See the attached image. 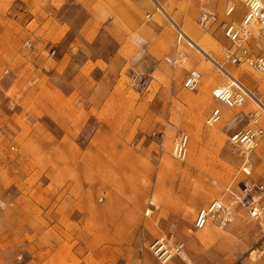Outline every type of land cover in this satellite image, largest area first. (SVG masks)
I'll list each match as a JSON object with an SVG mask.
<instances>
[{
    "label": "rangeland",
    "instance_id": "374dc122",
    "mask_svg": "<svg viewBox=\"0 0 264 264\" xmlns=\"http://www.w3.org/2000/svg\"><path fill=\"white\" fill-rule=\"evenodd\" d=\"M149 1L156 10L154 0ZM167 1L172 8L155 0L190 37L182 19L194 11V21L208 30L218 48L216 53H208L222 60L223 26L240 21L244 6L237 3L235 15L227 18L225 10L236 0ZM200 13L208 14L211 23L197 17ZM29 14H45L48 20V14H54L58 21L62 17L75 28L88 17L79 0H0V45L22 51L27 42L39 43L40 37L31 34L36 24L23 26ZM148 16L143 14L145 22L167 24L178 37L160 11L151 19ZM100 41L94 46L111 55L114 42L106 37ZM7 54L0 58V203L4 205L0 211V264H80L76 255L83 256L86 250V264H160L149 250L160 237L183 245L182 253L169 264H264V195L259 220L235 206L233 222L224 228L210 225L208 233L212 234L206 233L205 239H201V230L193 228L200 208L223 198L231 203V192H241L243 183L252 186L253 194L264 187V138L250 152L228 140L232 133L249 127L255 114L264 127V115L249 100L242 109L234 110L236 117L223 130L218 127L223 121L206 124L217 106L213 91L227 82L208 58L197 54L221 81L208 77L207 82L198 70L202 80L196 92L185 90L182 82L175 98L158 101L138 98L133 91L144 88L147 81L132 82L126 68L118 87V75L104 76V70H98L95 74L102 80V97L93 101L100 109L86 115L77 141L68 145L59 139L58 120L72 105L58 97L68 87L70 76L36 74L26 58L14 57L12 51ZM178 61L180 65L184 62ZM232 68L226 65L228 71H235ZM241 69L246 73L239 76L240 81L264 104L262 77ZM203 86H208V109L198 110L197 92ZM112 91H121L122 97L104 98ZM84 102L85 109L93 104L92 100ZM162 105L169 106L170 114H165L158 128L155 113ZM148 108L150 115H146ZM214 130L219 131L217 136H206ZM181 132L190 136L185 162L175 161L169 154ZM165 133L166 139L172 133L169 147ZM164 158L174 165L172 171H164ZM245 160L252 169L250 177L241 171ZM149 208L153 213L147 216ZM82 218L86 222L83 228L70 223Z\"/></svg>",
    "mask_w": 264,
    "mask_h": 264
},
{
    "label": "crops",
    "instance_id": "0c3cea01",
    "mask_svg": "<svg viewBox=\"0 0 264 264\" xmlns=\"http://www.w3.org/2000/svg\"><path fill=\"white\" fill-rule=\"evenodd\" d=\"M79 1L88 14L86 21L80 27L75 28L66 20H62V17L58 21L54 14H48L49 20L45 14H29L30 16L23 26L25 27L28 23L33 22L36 24V28L31 34L34 38L40 37L39 43L32 44V49H27V51L26 48L20 51L14 48L8 49L4 45H0V58H7V51H12L14 57L20 56L26 58L25 60L28 62V65L36 70V74L44 71L47 77L56 75L61 77L70 76L68 87L62 88L61 95L58 97L61 102L66 104H69L71 101L72 105V109H64L65 112L67 111V115L61 116L58 120L59 123L57 122L61 131L59 137L61 142L72 145L73 141H77L79 131L83 130L86 115L90 116L96 108L100 109L99 106H95V102L93 101L102 97V91L99 89L102 80L96 78L95 74L98 70H104V76L109 74L118 75V79L116 80V86L118 87V84L122 80V70L126 68L127 77L132 82L133 80L147 81L144 88L138 89V91L133 89L138 98H152L156 101L175 98L182 86V82L184 83L185 78L191 70H200L207 82L208 77H216L218 81L220 80L218 79V75L211 72L208 66L203 64L200 56L197 55L198 53L192 47L178 40V37L174 35V32L167 24L160 25L150 20L154 14H157L158 10H155L149 0ZM163 3L172 8L169 1L163 0ZM154 4H156V8L159 5L157 2ZM173 12L176 14L181 13L180 9H174ZM193 13L194 11L191 10L182 19L183 27L190 32L191 37L194 36L196 38L198 43H201L207 50L209 49L211 53H216L218 48L211 42L208 30L198 24L197 21H194L195 14ZM143 14H149L150 21L145 22ZM197 17L202 18L207 24L211 23V18H209L208 14L200 13L197 14ZM48 22H50V25L44 30ZM233 22L239 23L240 21L236 20ZM197 28H200V30H197ZM105 37L108 40H112L115 45L114 51L108 56L105 55L101 47L94 46L96 42H102L100 40L105 39ZM222 37L224 38L223 29ZM225 42L221 44V47L224 48L223 50L229 47L228 42L226 40ZM48 44H50V47ZM257 45L258 49L254 51L256 55L261 52L262 48L260 43ZM53 50L56 52L54 56L51 54ZM179 52L186 54V62L184 60L181 65L178 61ZM149 67H151L150 71H148ZM113 68L117 71H112ZM232 69L235 70L233 72L239 70L238 68ZM247 82L251 83V79L247 78ZM84 84L86 87H84ZM203 87L204 90L197 92V101L200 100L198 106L196 105V109L198 110L199 108L208 109V86ZM259 90L260 88H257L260 94ZM119 93L121 91H112L107 93V95L104 94V98L122 97ZM84 100H92L93 104H87L88 107L85 109V107H82L85 105ZM219 105L217 102L216 107ZM224 110L225 108H223ZM150 114L151 112L149 113L148 108L146 115ZM165 114H170L168 105H162L155 113L154 124L158 128L162 127L161 122L164 121ZM174 129L177 132L175 126ZM163 138L166 141L167 147L171 146L170 139L172 138V133H170L167 139L165 133ZM160 141V147L161 145L163 147V140ZM172 146L169 151L170 156ZM161 150L163 151V148ZM150 205L151 207L154 206L153 203ZM148 210H150V214L153 213L151 208ZM70 223L83 228L86 222L82 218ZM82 231H76L77 233L79 232L78 236ZM87 252L88 250L84 254H87ZM84 254L83 256L76 255L81 260L80 264H86L87 259ZM50 264L57 263L52 261Z\"/></svg>",
    "mask_w": 264,
    "mask_h": 264
},
{
    "label": "built area",
    "instance_id": "2783aa9c",
    "mask_svg": "<svg viewBox=\"0 0 264 264\" xmlns=\"http://www.w3.org/2000/svg\"><path fill=\"white\" fill-rule=\"evenodd\" d=\"M236 3L243 5L245 10L239 23L232 21L223 28V36L228 42L229 47L225 48L222 60L220 61L208 57L209 62L221 73L225 74L224 76L227 78L224 87L213 91V97L220 105L214 108L208 116L206 124L209 126L222 122L224 106L228 110H239L249 100L252 102H254L253 100H257L262 105L261 101L226 69V65L238 69L245 68L255 72L262 77L264 82V0H236ZM236 3L227 7L225 11L226 17L231 18L235 15ZM157 10H160V5H158ZM177 27L179 28L177 30L178 40L181 41L183 39L188 46L192 47L191 40L187 38L179 26ZM258 43L261 44L262 48L261 52L256 55L254 51L258 49ZM23 48H32V43H25ZM51 54L54 56L56 52L53 50ZM178 56L180 60H185L186 58L184 52H179ZM210 58L213 63L210 61ZM5 73H8V70ZM201 80V73L197 70H191L184 80L183 87L189 92H196L201 84ZM259 119L260 117L255 114L249 127L236 131L228 137L229 143L250 152L264 138V127L258 123ZM189 143L190 138L187 134L181 133L178 135L172 146V159L178 162H185L188 157ZM241 171L245 176H251L252 169L248 160L244 161ZM263 188L259 187L257 193L253 194L252 186L249 183H243L240 189L241 192H231V203L226 204L222 200H214L208 206L200 208L195 215L193 228L200 231L212 224H217L220 228L228 226L234 220L235 206H239L251 218L259 220L263 214L260 204V200L264 195ZM1 210H4L2 203H0ZM149 214L150 210H147L146 215ZM149 250L160 264H168L182 253L183 245L179 242L160 238L150 245Z\"/></svg>",
    "mask_w": 264,
    "mask_h": 264
},
{
    "label": "bare ground",
    "instance_id": "6f19581e",
    "mask_svg": "<svg viewBox=\"0 0 264 264\" xmlns=\"http://www.w3.org/2000/svg\"><path fill=\"white\" fill-rule=\"evenodd\" d=\"M154 3H156L155 2V0H154ZM157 7H158V5H157ZM166 18H167V20H169V22L174 26V28L176 29V30H178L179 28L177 27L178 25L176 24V21H175V19L173 18V17H171L170 16V14L168 13V11L167 10H165L163 7H161L160 6V10H159ZM200 30V28H197V30ZM182 31L184 32V30L182 29ZM185 33V35L187 36V38H189V40H191V43H192V48L198 53V54H200V55H202V56H204V57H206V58H208V57H211L210 55L211 54H209L208 52H209V49H208V51H207V49L201 44V43H198L197 41H196V38L193 36V37H190L186 32H184ZM189 40H187V41H189ZM220 53H221V50H220ZM212 58V57H211ZM210 58V61L212 62V59ZM209 59V58H208ZM185 62H186V58H185ZM213 63V62H212ZM235 78H238L239 80H240V77L239 76H243L246 72H245V70L244 69H239V70H237L235 73L234 72H232V71H229ZM223 74V73H222ZM223 75H225V74H223ZM247 80V79H246ZM184 98V97H183ZM254 99V98H253ZM254 101V110L255 111H258V113L259 114H263L264 115V105L262 104H259L258 102H257V100H253ZM223 116H224V120H223V122L218 126L219 127V129L220 130H223L226 126H227V124L229 123V122H231L235 117H236V114H235V112H234V110H224L223 111ZM219 131L218 130H214L213 132H211V134H207L206 136H211V137H214V136H217L219 133H218ZM163 169H164V171H166V172H170V171H172L173 169H174V165L168 160V159H166V158H164V160H163ZM262 225H263V232H264V223H262ZM209 228H210V226H208V227H206L205 229H203V230H201V232H202V238L201 239H203L204 237H207L209 234H212V232H210V233H208V231H209ZM208 235H207V234ZM205 239V238H204Z\"/></svg>",
    "mask_w": 264,
    "mask_h": 264
}]
</instances>
